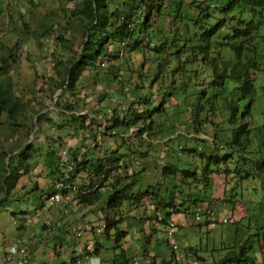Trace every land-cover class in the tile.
<instances>
[{
    "label": "trees",
    "instance_id": "16d2710c",
    "mask_svg": "<svg viewBox=\"0 0 264 264\" xmlns=\"http://www.w3.org/2000/svg\"><path fill=\"white\" fill-rule=\"evenodd\" d=\"M69 1H74L70 12L80 23L83 41L80 51L67 58L65 77L56 84L57 90L63 89L62 97L78 92L84 70L98 71L105 60H119L120 52L146 55L153 61V71L146 76L148 87L131 103L142 106L141 110L131 106L121 119L114 110L107 129L114 137L125 136L135 128L139 139L143 134L148 137L158 133L161 137L167 133L172 137L177 134L179 141V151L173 154L175 161L168 155L170 163L159 165V181L151 185L140 183L144 168L141 159L151 152L134 149L138 140L130 143L120 138L125 150L123 144L115 146L104 151V157L94 155L95 146L82 154L77 165L75 174L86 177L78 189V204L91 206L93 213L102 211L104 215L102 242L97 244L96 252H101L98 245L102 246L100 250L110 245L111 263H126L121 237L127 232L120 227L123 220L117 218L124 206L137 209L148 200L153 214L160 213L159 224L165 229L174 215L218 200L211 198L213 173L223 175L225 182L235 179V184L254 177L264 181V119L252 125L264 115V102L258 103L264 98V85H257L264 72V0ZM17 49V44L13 50L0 44V126L8 129L7 136L13 134L14 128H26L25 123H32L37 114L32 115L31 104L15 94L8 75V67L18 58ZM167 79L171 82L166 83ZM126 87L121 93L129 90ZM158 95L160 102L155 106L152 98ZM56 105L60 107L57 131L74 126L76 133L85 131L88 113L78 115L73 102L66 98ZM166 114H172L167 116V123H153ZM41 118L51 123L47 115L41 114L37 121ZM205 127L212 131L210 142L197 139L201 145L191 146L199 134H204ZM84 136L88 140L89 136ZM15 151L13 156L0 152V205L9 199L19 178L30 172L28 160L35 147L21 145ZM74 152L73 156L78 154ZM55 153H46L53 163L58 160ZM182 153L203 164L199 174L198 166L191 170L193 160L180 162ZM106 186L107 191H101ZM221 200L234 204L225 196ZM149 219L155 220V215ZM62 232L54 236L62 240L60 243L64 242ZM149 242L147 238L137 242L143 256L149 252ZM248 249L250 246L245 248L242 242L233 261L226 257L215 264H255L247 256ZM154 260L151 257L149 263L154 264Z\"/></svg>",
    "mask_w": 264,
    "mask_h": 264
},
{
    "label": "rangeland",
    "instance_id": "374dc122",
    "mask_svg": "<svg viewBox=\"0 0 264 264\" xmlns=\"http://www.w3.org/2000/svg\"><path fill=\"white\" fill-rule=\"evenodd\" d=\"M73 5L74 1L69 0H0V44L12 50L15 44L18 45L16 51L18 58L16 62L11 63L8 67V75L12 79L15 94L31 104L30 113L32 115L37 113L32 123H25L27 126L24 129L14 128L11 136H7L9 134L7 128L0 126V152L5 151L13 156L15 150L21 145L32 144L35 147V152H30L31 158L28 160L30 172L19 178L14 188L9 192V199L0 205V230H6L9 233L14 232L17 227V230H20V235L16 238L24 237L27 240L34 241L33 251H38L42 257L51 253V248L56 256L68 257L70 254L68 246L64 248L60 246L59 250L54 247L55 244L63 245L60 243L62 242L61 239L59 241V239L49 236L37 238L35 225L31 222L36 217V213H33V204L38 202L39 196L42 197L48 194L53 183L61 176L59 160L54 163L51 162L52 158L48 159L46 153L54 155L56 152L55 155L57 156L58 149L60 151V148H71L70 156H73L76 150L84 152L93 149V147H89L93 143L97 146L93 151L94 155L104 157V151L109 152L115 146L123 144V142H120V138L124 137L130 143L138 140V146H134V149L139 148L140 152H145V150L151 152L147 155V158L141 159L144 168H141L140 178L143 181L142 184H144L146 182L145 177L151 171L156 174V182L158 181L161 165L170 163L168 155L174 158L173 154H176L180 147L178 145L179 141L176 139L177 134L173 137L167 133L162 134L161 137L158 133L148 137L143 134L139 139V132L135 128H132L125 136L118 137H114V133L109 132L107 129L110 126L109 119L112 117L114 110L121 119L127 115L129 107L132 106L137 110L142 108V106L131 105V103L142 94L143 90L147 89L149 78H146V76L153 71V61L146 55L136 53H123L122 55V52H120L121 57L119 60L110 62L105 60L104 65L98 71L84 70L79 79L78 92L71 94V96L67 95L65 98L73 102L78 115L88 113L85 121L87 128L85 131L83 129L82 132L78 133L74 132L76 126L67 130H56L55 123L59 122L58 111L60 110V107L56 104L59 100L63 103L65 99L64 96L62 97L63 89L57 90L56 84L65 77L64 65L67 58L73 52L80 51L83 41L80 33V23L77 17L70 12ZM111 49L120 51L116 47H111ZM146 69L147 72L145 73ZM139 75H143V77L140 79L138 78ZM100 79L103 80L99 81ZM118 81H120V84ZM165 82L170 83L171 79H167ZM141 85H144L145 88L141 89ZM257 85H264V72L259 76ZM124 86H127L126 88H129V90H123L121 93ZM153 91H155V87ZM160 97L158 95L152 98L155 106L159 104ZM262 102H264V98L259 99L258 103ZM258 111L260 110L258 109ZM261 112L264 113V110H261ZM184 113L187 116V112ZM41 114L47 115L51 123L44 118H41L38 122L37 117ZM171 115L166 114L163 118L157 117L153 120V123H167L166 118L167 116L172 117ZM214 119L215 122H219L217 118ZM261 119H264V115L259 118L257 123H252V125L261 123ZM86 134L89 136L88 140L83 139ZM211 134V129L205 127L204 134H199L191 143V146L198 147L201 145L197 139H203L209 143ZM190 138L188 137V139ZM169 140L172 142H168ZM122 149L125 150V145ZM122 149H120V153L123 152H121ZM192 160L194 165H191V170L193 171L195 166H198L197 171L199 174L203 164H199L197 160L190 159L182 153L180 162L189 163ZM210 179L213 182L211 198L225 196L227 200H233L234 204L225 203L228 206L225 205L226 207L222 212L217 200L211 202H215L216 205H212L215 214L214 219L218 221L221 218V222L208 231V234H212L208 243L212 241L215 245H219L224 242V247L236 249L235 256H237L238 249L236 247L245 242V248L250 246V249L247 250V256L252 258L255 264H264V181L260 177H254L240 184H235V179H227L225 182L223 175L216 173L211 174ZM73 181L75 187L79 189L81 184L86 181V177L82 173L74 174ZM232 187L234 188L231 189ZM107 189L108 186H106V189L102 187L101 191H107ZM78 194L79 191L76 192L75 190L69 195L68 203L65 205V208L68 209L67 216L62 214V205L53 208L51 214L49 213L50 217H56L63 221L62 227L65 231H62L65 237L70 235L73 230L71 219L75 215V206L79 202ZM0 197L3 198V196ZM144 203L147 205L144 204L138 212L145 216L144 212L148 209L149 202L146 200ZM232 206L233 211L231 210ZM200 208L203 210L204 205ZM20 210H24V212L20 213ZM200 210L195 211V213L201 216L202 211ZM18 212L21 215L28 213V218H21ZM84 213L78 211L76 215L80 214L82 216ZM93 214L98 216L96 211ZM41 217H45V214H42ZM223 219L226 222L222 223ZM14 221H16V225H14ZM66 221L69 224L64 227ZM96 221L98 222L99 218ZM91 223L93 224V222ZM120 227L124 231L129 229V234L132 236L131 228L133 226L129 227L123 221ZM193 228L194 226L188 229H179L175 232V238L176 236L181 238V245L194 244L190 239L188 241L184 240L189 233L190 237L193 234L196 235L192 231ZM203 232L205 233L197 234L196 243L207 233L206 227ZM91 234L93 232L86 233L83 239H90ZM94 238H92L93 241ZM103 241L104 243L107 242L104 239ZM133 242L136 243V240L134 239ZM121 244H123L122 241ZM162 244H165L164 246L170 251L167 242H162ZM104 245L107 246V244ZM98 246V251L103 253L101 259L105 263H110V245L106 250H100L102 246ZM132 248L136 251L134 245H132ZM177 252H181L180 248ZM150 258L144 259L145 262L151 264L149 263ZM157 258L155 257V260ZM126 260V263H132V258ZM144 260L140 262L144 264ZM173 263L179 264L180 261L174 258ZM170 264H172L171 261Z\"/></svg>",
    "mask_w": 264,
    "mask_h": 264
},
{
    "label": "crops",
    "instance_id": "0c3cea01",
    "mask_svg": "<svg viewBox=\"0 0 264 264\" xmlns=\"http://www.w3.org/2000/svg\"><path fill=\"white\" fill-rule=\"evenodd\" d=\"M140 163L142 164V162ZM145 178H146V182L144 183V185H149V184L151 185L153 184L154 181H155L154 184L156 183V174L153 173L152 171ZM142 182L143 181L140 178V183ZM216 199H218L217 201L220 204L222 208V212H223L225 207L228 206L226 205L228 203L225 204V202H222L221 200L222 196ZM203 205H204L203 210L199 208L200 207L199 206L193 210H190V212L186 214H177L173 216L174 220L176 221V231L175 232H177L179 229H188L189 227L192 228L194 226L192 231L196 233V235L193 234L191 237H190V233L185 236L184 240L188 241L190 239V241L194 243V244H188V245L187 244L181 245V238H178L176 236L175 239H176L177 245H175V247L173 248L175 250L173 253V258H170L171 252L164 246L165 244L164 245L162 244V242L164 243L166 242V239L164 235V228L162 227L161 224H159V220L161 218L160 213L156 212L155 214H153V206H151L150 204H148V209H146L144 212L145 216L138 212V210L144 205L137 209H135L134 206L132 207L129 206L127 208L126 206L123 205L124 207L122 208V213L121 215L118 214L117 218L123 220L124 223H127L129 227L133 226L131 228L132 236L129 234V229H127L125 230V232L127 233H125L124 236L121 237V241L123 242L122 250L125 253V259L132 258V262H134L135 259L141 261L144 259L147 260L148 258H150V256L153 257L154 259L155 257H158L156 260H154V264H159L161 261H171L172 264H174L173 263L174 258L175 260L180 261L179 264H215L219 262L221 259H224L226 257H228L227 259H231V261H233V259L236 257L235 248L231 249L226 246L224 247L223 246L224 242L220 243L219 245H215L212 241L208 243L212 237V234H208V231L211 228H213L217 223H220L221 218L218 221L214 219L215 214L212 210V205H215V202L210 203L209 205L207 203H204ZM203 205H201V207ZM90 208L92 207L88 205L86 206H83L80 204L76 205L75 215L71 219V223L73 224V226L75 224V220L73 219H76L77 217H80L82 220L85 219L84 221L86 222H93V224L97 222L96 220L97 218H99V216H94L93 211ZM125 209L126 211L124 212ZM199 210L202 211V214L200 213L201 216L198 213L197 214L195 213V211L198 212ZM231 210L233 211L234 209L231 207ZM78 211L85 212V213L82 214V216H80V214L76 215ZM22 212H24V210L23 211L20 210V213ZM27 214L26 215L19 214V215H21L20 216L21 218H28ZM151 215H155V220L149 219V216ZM54 219H57V218L54 217ZM224 220L225 219L222 220V223H224L223 222ZM68 224L69 222L66 221L64 224V227L67 226ZM205 227H206L207 233L204 235V237L200 238L199 241L196 243L197 234L205 233L203 232V229ZM34 229L36 231L35 235L37 238L43 237V235L41 234V229L38 225H35ZM62 230H64L63 227L61 231ZM91 232L92 231H89L87 233H91ZM19 235H20V230H17V227L15 228L14 232H9V233L6 230H0V245L5 244L4 242H7V241L9 242V240L13 241V239ZM175 235L176 233L174 234V237ZM68 236L69 235H66V237ZM66 237L63 235V239H64V242L62 243L63 245L55 244L54 247L59 250L60 246H62V248L67 246ZM146 238L150 241L147 246L150 249H149L148 254L146 256H143L144 254L142 252V249L140 248L141 245H139L137 242L139 240H143V239L145 240ZM134 239L136 240V243L133 242ZM32 242L34 243V241ZM132 245L136 247V251L132 248ZM238 246L236 247L237 249H238ZM178 248H180L181 252H177ZM68 249H69V252L71 253L69 247ZM32 254H33V257L36 260H38L41 264H54L56 262H63V261H66L70 257V255L68 257H63L60 255L56 256V254L54 255V250L52 248H51V253L46 254L44 257H42L38 253V251L32 252ZM96 255H98L100 259H101V255L103 257L102 252L101 253L96 252ZM48 258L49 260H47ZM145 260H144V264H148L145 262ZM115 264H133V263H130V262L122 263L121 261H118ZM228 264H231V263H228Z\"/></svg>",
    "mask_w": 264,
    "mask_h": 264
},
{
    "label": "built area",
    "instance_id": "2783aa9c",
    "mask_svg": "<svg viewBox=\"0 0 264 264\" xmlns=\"http://www.w3.org/2000/svg\"><path fill=\"white\" fill-rule=\"evenodd\" d=\"M89 147H95V144L92 143ZM84 152H77L78 154L75 156H70L71 148H60V151L58 149L57 158L61 166V176L53 183L48 194L42 197L39 196L38 202L33 204V213H36V217L31 222L40 227L41 234L44 237L53 238L62 229L63 221L50 217L49 213L53 208L62 205V214L67 216L68 209L65 208V205L68 203L71 192L75 190L78 192V188L73 184V176ZM42 214H45V217H41ZM97 214L99 221L94 224L86 222L80 217L74 219L75 224L72 233L66 237V244L71 251L70 257L66 261L54 264H111V262L105 263L96 255V246L102 242L101 235L105 228L103 212L97 211ZM223 222L226 221L224 220ZM16 224V221H14V225ZM89 231H92L93 235H91L90 239L84 240V235ZM175 231L176 221L172 217L164 229L166 242L170 246V258L173 257L175 251L173 248L177 245L174 237ZM93 237H95L94 241L92 240ZM33 246L34 243L24 237H18L6 245H0V264H41L33 257ZM132 263L142 264L137 259Z\"/></svg>",
    "mask_w": 264,
    "mask_h": 264
}]
</instances>
